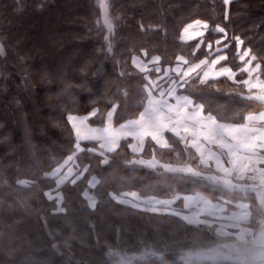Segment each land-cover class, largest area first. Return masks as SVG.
<instances>
[{"label": "trees", "instance_id": "trees-1", "mask_svg": "<svg viewBox=\"0 0 264 264\" xmlns=\"http://www.w3.org/2000/svg\"><path fill=\"white\" fill-rule=\"evenodd\" d=\"M109 2V15L115 18L111 51L98 0H0V264H118V257L108 255L110 250L127 264H239L236 252L226 251L211 231L110 198V193L123 190L162 198L196 191L214 200L229 196L208 181L131 163L135 157L125 142L107 154L108 165L95 153H76L81 170L87 165L89 171L75 185L55 190L64 198L65 212L54 213L55 198L44 195L55 186L46 174L74 152L68 115L83 116L98 108L88 122L101 126L113 104L118 106L114 124L135 118L143 108L146 81L131 65L132 56L160 55L165 66L180 55L193 62L208 55L203 45L194 49L197 40L180 39L187 23H209L204 43L213 40L220 24L230 44L227 63L236 59L232 38L238 36L264 67V0H236L228 7L223 0ZM141 24L145 29L162 27L141 31ZM214 83L219 91L201 86L197 95L205 113L219 121L241 122L248 108L237 95L241 87L225 78ZM167 138L171 149H155L163 158L181 148L175 137ZM92 145L82 143L85 149ZM90 175L99 180L90 190L97 199L95 210L82 196ZM246 198L254 219L258 205ZM210 250H215L212 258L203 259L200 254Z\"/></svg>", "mask_w": 264, "mask_h": 264}, {"label": "snow or ice", "instance_id": "snow-or-ice-1", "mask_svg": "<svg viewBox=\"0 0 264 264\" xmlns=\"http://www.w3.org/2000/svg\"><path fill=\"white\" fill-rule=\"evenodd\" d=\"M232 0H223L225 5H228ZM98 6L104 14V25L107 29L105 40L109 41L108 50L111 51L110 38L114 30V17L109 15L110 2L109 0H98ZM228 15H225L227 21ZM162 26L149 25L145 29L141 24V31H156ZM210 29L207 21L196 19L188 23L180 34V39L184 42L195 40L198 37H204ZM215 33L221 34L220 39L215 40L214 57L209 59L207 56L200 59L198 62H193L186 57L180 55L176 57L174 66L162 67L161 56L153 55L145 62L140 56L132 57V65L143 74V80L146 83L143 85V90L147 94L146 103L143 105V110L139 112L138 117L121 123L119 127H113V116L117 111V105L113 104L107 111V115L103 120L102 127H89L86 124V119L96 116L99 112L98 108H94L89 117L68 116V121L72 126L75 134L76 143L74 145L76 152L88 151L95 153L100 159V163L108 165L110 158L108 153H115L122 148V140H129L127 147L133 154L139 155L145 151V140L151 138L155 145L166 148L168 141L164 138L165 132H170L174 136L179 137L187 146L195 149L198 159L196 168L192 166L174 167L168 164H159L160 168L169 173H183L194 177H200L214 184L223 185L224 188L230 190H238L247 193V191H255L256 198L261 206H264V194L259 189L252 185L234 184L230 179L234 174L237 179H245V173H251L247 178L255 181L257 174L259 176L261 188H264V168L252 167L255 164H264V111L258 114L249 113L243 117V123H223L219 122L217 117L207 112L205 114V104L202 100H197V95L200 92L201 86L219 88L214 83L221 77L226 78L236 85H243V90L237 95L241 99L249 102H258L264 107V67H262L260 58L252 51L250 47H244V41L241 37H233L235 40L236 57L239 59V64L233 68L231 65L223 64L222 62L229 59L226 49L230 47L229 43H225L228 39L226 28L220 24H216ZM204 43L201 39L196 45V51ZM207 49L213 54V42L207 43ZM196 51L192 54L196 55ZM4 54V49L0 46V55ZM147 52L143 53L147 57ZM155 72L157 75L152 77L150 73ZM174 74V75H173ZM124 75V72H121ZM240 77L237 79V77ZM194 89V92H188V89ZM184 90L178 92V90ZM155 93V95H154ZM127 96V93H124ZM175 101V103H170ZM190 137V139H189ZM81 141L94 142L91 147L82 148ZM207 145V147H205ZM218 148L222 152L227 153L225 161L220 154L213 150ZM131 163L140 164L149 168H156L158 161L155 157V152L152 153V158L133 159ZM71 164L69 167L68 165ZM215 165L216 172H222L223 177L217 175H202V172L197 170L199 166L211 167ZM230 165V167L225 165ZM65 169H67L65 171ZM88 166L85 165L81 170L78 163L76 153L67 157L63 164L55 167L51 173L46 175L56 177L55 185L59 190L61 185L66 183L76 184L82 176L88 173ZM25 187L29 186L28 181H20ZM99 184V180L92 176L88 181L89 188H95ZM45 196L52 199V192H45ZM85 200L88 202V207L95 210L97 207V199L95 195L89 194L87 190L82 192ZM131 197V199H127ZM63 197L57 196V203L54 213H63L66 209L62 206ZM119 204L130 205L132 208H138L141 204L148 211H157V205L165 207L173 204L175 200H143L135 191L123 192L121 195L112 196ZM176 199H179L178 197ZM185 208L190 206V201L195 200L203 204L199 212L189 215H181L178 212H171L173 216L180 215V218L187 224H206L205 220H200L201 214H214L216 211H224L223 207L214 205L201 197H185ZM137 201H140L137 203ZM227 203V201H225ZM237 207L247 208V205H237ZM247 211L242 213H233L234 217H246ZM47 223V221H45ZM243 234V231H240ZM227 234V233H225ZM242 235H237L236 240L242 241ZM258 240L260 249L257 259H264V233ZM245 243L247 241H244ZM231 251H240L238 243L224 245ZM215 250H210L206 253H201L203 259L210 260ZM110 257H118V264H127V260L119 252L109 251ZM189 257L191 253L187 254ZM230 255H226L225 259H230Z\"/></svg>", "mask_w": 264, "mask_h": 264}, {"label": "crops", "instance_id": "crops-1", "mask_svg": "<svg viewBox=\"0 0 264 264\" xmlns=\"http://www.w3.org/2000/svg\"><path fill=\"white\" fill-rule=\"evenodd\" d=\"M236 1V0H232ZM226 7L229 6L225 5ZM193 22V21H192ZM191 23V22H190ZM188 24V23H187ZM186 24V25H187ZM184 25L183 28L186 26ZM183 28L181 29V32L183 30ZM215 37L213 38V40L211 42H213V54L210 55V53H208L207 57L209 59H212L214 57V50H215V40L216 39H220L221 38V34L219 33H215ZM203 40V37H198L197 39V43H199L200 40ZM192 41V40H190ZM208 43V42H207ZM207 43L202 44L204 47V50L206 52H209L207 49ZM197 45V44H196ZM196 45H195V50H196ZM233 45H234V55H235V61L233 63H227L226 61L222 62L223 64L226 65H231L233 68H235L238 64H239V59L238 57H236V47H235V40L233 41ZM135 56H140L141 58H143L145 60V62H147L148 59H145V57L143 56V53H141L140 55H135ZM133 57V56H132ZM206 57V56H205ZM204 58V57H202ZM200 58V59H202ZM200 59H198L195 62H198ZM176 63V60L174 62V64L172 65H165L162 67H168V66H174ZM131 65H132V58H131ZM133 66V65H132ZM134 67V66H133ZM136 70L137 68L134 67ZM150 75L152 77H155L157 74L155 72L150 73ZM174 75V74H173ZM224 78V77H221ZM240 77L238 76L237 79H239ZM226 79V78H225ZM230 83H232L231 81H229ZM233 84V83H232ZM235 86H238L236 84H233ZM239 87H241V90H243V85H239ZM179 92V90H178ZM155 95V93H154ZM146 98H147V94H146ZM146 98L144 101V104L146 103ZM244 102L248 105V108L245 110L243 117L248 115L249 113H253V114H258L260 111H264V107H262L258 102H249L248 100H244ZM170 103H175V101H170ZM143 110V108L141 109V111ZM91 113V112H90ZM83 115V116H78V115H73V116H77V117H89V114ZM139 114V113H138ZM207 114V113H205ZM72 115V114H70ZM107 112L104 116V118L106 117ZM69 116V115H68ZM68 116H67V121H68ZM138 115L135 117L137 118ZM243 117L241 122H236V123H243ZM132 118V119H135ZM132 119H128V120H132ZM128 120L122 121L118 124H114L113 122V127H119V125L121 123H124ZM219 121V120H218ZM219 122H223V121H219ZM69 123V121H68ZM86 123L89 126H95V127H102L103 124L101 126H96V125H90L88 122V119H86ZM223 123H231V124H236V123H232V122H223ZM71 129L72 126L69 123ZM73 131V129H72ZM74 134V131H73ZM167 134L172 135L173 137H175L178 140V143L180 145V150L179 151H175L173 152V154L171 156L168 157H160L159 154H156L155 149L156 150H167V149H171L172 145L170 143V141L167 138ZM164 138L168 141V147L166 148H161L157 145H155V143L151 140V138H146L145 140V151L143 153H140L139 155L133 154L132 151L127 147V144L130 141L129 140H122V142H125L126 147L129 151L130 154L134 155L135 158L133 159H145V160H149L152 158V153L153 151L155 152V157L156 160L158 161V165L156 168H160L159 164H168V165H172L174 167H183V166H192L194 168L197 167L198 165V159L196 158L197 154L195 152V149L191 148L190 146H187L184 142H182L180 140L179 137L174 136L172 133L170 132H165L164 133ZM190 139V137H189ZM84 142H92V141H81V147H82V143ZM76 143V138H75V134H74V145ZM94 143V142H93ZM207 147V145L205 146ZM83 148V147H82ZM214 151H216L218 154H220L222 156V158L226 161L227 160V153L222 152V150L218 149V148H213ZM73 153H77L76 149L74 147V152ZM72 153V154H73ZM71 155V154H70ZM68 157V156H67ZM67 157L59 164H63L64 161L67 159ZM57 165V166H59ZM56 166V167H57ZM69 167L71 166V164L68 165ZM143 166V165H142ZM230 167V165H225ZM252 167H256V168H264V164H253ZM55 168V167H54ZM53 168V169H54ZM149 168V167H148ZM52 169V170H53ZM153 169V168H151ZM163 169V168H161ZM52 170L49 172L51 173ZM67 169H65L66 171ZM164 170V169H163ZM199 171L202 172V175H217V176H221L223 177V173L222 172H216L215 170V165L213 164L211 167H204V166H199L198 169ZM183 174V173H181ZM184 175H188V174H184ZM251 175V173H245V179H237L235 174L230 178L232 180V182L234 184H241V185H252L255 184V186L259 189V191L264 194V188H261L260 185V180H259V176L257 174V179L255 181L248 179L247 177ZM48 177H50L51 179H53L54 181V185H55V179L56 177H52L47 175ZM93 175L88 176L86 183H87V187H88V192L89 194L92 195V193L90 192L91 189L93 188H89L88 186V181L91 179ZM192 178H198L204 181H208L205 179H202L200 177H194L191 175H188ZM210 182V181H208ZM212 183V182H210ZM214 184V183H213ZM217 185L223 189H225L226 191H228L229 196H218L216 200L204 195L201 192H190V193H185V194H174L172 196H169L167 198H162V197H157V196H141L137 191L135 190H123L117 193H110V198L112 199V196H118L121 195L123 192H131V191H135L137 192L140 201L143 200H175V202L167 207L163 206V205H157V211H148L144 209V205L141 204L140 207L138 208H133L139 211H146V212H150V213H155V214H160V215H167V216H172L175 217L179 220H181L184 224L189 225V226H193V227H200L203 229H206L208 231H211L212 234L219 238L221 240V243H226L228 245L233 244V243H238L239 247H240V251L236 252L237 256V260L239 262V264H264V259H257L260 249L258 247V240L257 237H259L262 233H264V206H261L259 200H257L256 198V193L255 191H247V193L243 192V191H238V190H230V189H226L223 187V185H218V184H214ZM62 186V185H61ZM56 189V185L54 186V191L52 192V198H55V201L57 203V196H60V193L58 191H55ZM49 192V191H48ZM83 196V195H82ZM201 197L203 200H207L210 203L214 204V205H218L219 207H223L225 210L224 211H216L214 214H201L199 216L200 220H205L206 224H187L186 221L182 220L180 218V215H176L173 216L170 213L175 211L180 213L181 215H189L191 216L193 213H197L199 212V209L201 207H203L202 203H199L195 200L190 201V206L188 208H185V197ZM240 196V197H237ZM179 199H176V198ZM243 197V198H242ZM246 197L250 198L251 200H254L255 203L258 205V209H259V216H256L254 219H252V212H251V208H250V200H248ZM127 199H131V197H128ZM114 202L118 203L116 200L112 199ZM140 201H137V203H139ZM225 201H227V203H225ZM86 203L88 205V202L86 200ZM119 204V203H118ZM123 206H127L132 208L130 205H125V204H121ZM237 205H247V208H243V207H237ZM247 211L249 213L248 216L246 217H234L233 213H242ZM240 231H243L244 233L241 234ZM227 233V234H225ZM237 235H242L243 239L242 241H237L236 237ZM244 241H247L246 243Z\"/></svg>", "mask_w": 264, "mask_h": 264}, {"label": "rangeland", "instance_id": "rangeland-1", "mask_svg": "<svg viewBox=\"0 0 264 264\" xmlns=\"http://www.w3.org/2000/svg\"><path fill=\"white\" fill-rule=\"evenodd\" d=\"M101 19H102V21L104 22V14H103L102 10H101ZM86 124H87V123H86ZM87 125H88V124H87ZM88 126H89V125H88ZM89 127H93V126H89ZM94 127H95V126H94ZM224 245H227V244L224 243L223 246H224ZM225 249H226V251H227L228 248L225 247ZM226 255H228V252L226 253ZM236 256H238V255H236Z\"/></svg>", "mask_w": 264, "mask_h": 264}]
</instances>
